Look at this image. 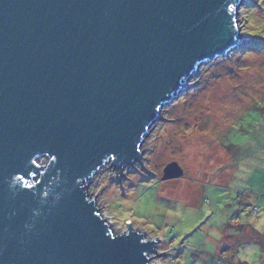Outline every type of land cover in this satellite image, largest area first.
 <instances>
[{
    "label": "water",
    "instance_id": "95a60500",
    "mask_svg": "<svg viewBox=\"0 0 264 264\" xmlns=\"http://www.w3.org/2000/svg\"><path fill=\"white\" fill-rule=\"evenodd\" d=\"M240 2L0 0V264L162 256L113 234L84 183L109 165L121 187L161 108L244 44ZM182 175L170 163L161 180Z\"/></svg>",
    "mask_w": 264,
    "mask_h": 264
},
{
    "label": "rangeland",
    "instance_id": "374dc122",
    "mask_svg": "<svg viewBox=\"0 0 264 264\" xmlns=\"http://www.w3.org/2000/svg\"><path fill=\"white\" fill-rule=\"evenodd\" d=\"M235 16L244 44L161 108L121 187L109 165L84 183L113 234L155 242L150 264H264V0ZM170 163L183 175L162 181Z\"/></svg>",
    "mask_w": 264,
    "mask_h": 264
},
{
    "label": "bare ground",
    "instance_id": "6f19581e",
    "mask_svg": "<svg viewBox=\"0 0 264 264\" xmlns=\"http://www.w3.org/2000/svg\"><path fill=\"white\" fill-rule=\"evenodd\" d=\"M160 114V113H159ZM159 117V115L157 116V118ZM105 166H107V165H105ZM104 166V167H105ZM103 169V168H102ZM102 217L106 220V222H107V224L109 225V227H111L112 225V222H111V220H108V217L105 215V214H102Z\"/></svg>",
    "mask_w": 264,
    "mask_h": 264
}]
</instances>
